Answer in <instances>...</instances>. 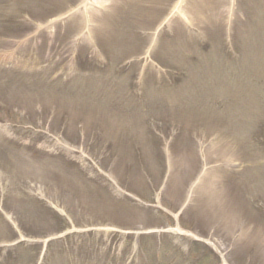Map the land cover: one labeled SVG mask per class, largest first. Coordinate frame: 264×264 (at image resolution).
<instances>
[{
    "label": "rangeland",
    "instance_id": "374dc122",
    "mask_svg": "<svg viewBox=\"0 0 264 264\" xmlns=\"http://www.w3.org/2000/svg\"><path fill=\"white\" fill-rule=\"evenodd\" d=\"M0 264H264V0H0Z\"/></svg>",
    "mask_w": 264,
    "mask_h": 264
}]
</instances>
